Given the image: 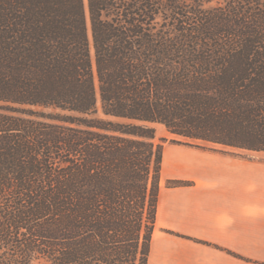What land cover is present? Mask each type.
I'll return each instance as SVG.
<instances>
[{"label": "trees", "instance_id": "obj_1", "mask_svg": "<svg viewBox=\"0 0 264 264\" xmlns=\"http://www.w3.org/2000/svg\"><path fill=\"white\" fill-rule=\"evenodd\" d=\"M153 123L264 152V0H0V264H148Z\"/></svg>", "mask_w": 264, "mask_h": 264}, {"label": "crops", "instance_id": "obj_2", "mask_svg": "<svg viewBox=\"0 0 264 264\" xmlns=\"http://www.w3.org/2000/svg\"><path fill=\"white\" fill-rule=\"evenodd\" d=\"M237 151L163 146L148 264H264V152Z\"/></svg>", "mask_w": 264, "mask_h": 264}, {"label": "rangeland", "instance_id": "obj_3", "mask_svg": "<svg viewBox=\"0 0 264 264\" xmlns=\"http://www.w3.org/2000/svg\"><path fill=\"white\" fill-rule=\"evenodd\" d=\"M152 126L154 127L155 129V142H161L163 144V146L165 145L166 147H172L174 145H177V143H173L172 141L173 140H180V137L176 136V135H173V134H170L164 125L162 124H159V123H153ZM164 140V142L162 141ZM211 150V149H209ZM230 151V149H228ZM237 150V149H235ZM240 152V153H239ZM226 153H236V152H226ZM237 153L243 155V156H247V154H254V155H257V154H261V153H255V152H248V151H237ZM264 155V153H263ZM260 159H263L264 157H259ZM169 158L166 159V167H165V172H167L166 169H168V166L170 163L169 162ZM165 175V173H164ZM176 180H173V179H165L164 180V185L165 186H168V187H175V186H180V185H184V184H187L188 181H184V180H177L179 181V185H175V186H172L173 184L171 182H174Z\"/></svg>", "mask_w": 264, "mask_h": 264}]
</instances>
